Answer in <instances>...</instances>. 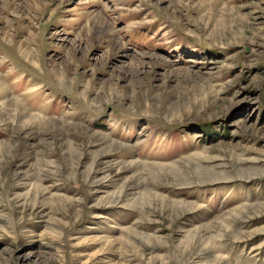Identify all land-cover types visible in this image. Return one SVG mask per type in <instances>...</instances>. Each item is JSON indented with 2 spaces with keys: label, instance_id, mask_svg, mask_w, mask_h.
Masks as SVG:
<instances>
[{
  "label": "rangeland",
  "instance_id": "rangeland-1",
  "mask_svg": "<svg viewBox=\"0 0 264 264\" xmlns=\"http://www.w3.org/2000/svg\"><path fill=\"white\" fill-rule=\"evenodd\" d=\"M0 264H264V0H0Z\"/></svg>",
  "mask_w": 264,
  "mask_h": 264
}]
</instances>
